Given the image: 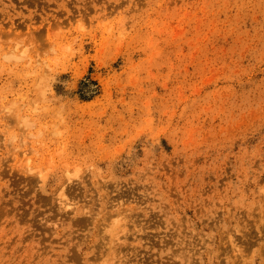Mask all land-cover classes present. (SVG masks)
Wrapping results in <instances>:
<instances>
[{"label":"rangeland","instance_id":"374dc122","mask_svg":"<svg viewBox=\"0 0 264 264\" xmlns=\"http://www.w3.org/2000/svg\"><path fill=\"white\" fill-rule=\"evenodd\" d=\"M0 264H264V0H0Z\"/></svg>","mask_w":264,"mask_h":264},{"label":"bare ground","instance_id":"6f19581e","mask_svg":"<svg viewBox=\"0 0 264 264\" xmlns=\"http://www.w3.org/2000/svg\"><path fill=\"white\" fill-rule=\"evenodd\" d=\"M121 222V221H120Z\"/></svg>","mask_w":264,"mask_h":264}]
</instances>
